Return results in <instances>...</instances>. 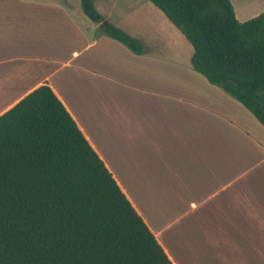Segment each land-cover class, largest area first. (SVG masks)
I'll return each mask as SVG.
<instances>
[{
    "label": "crops",
    "instance_id": "1",
    "mask_svg": "<svg viewBox=\"0 0 264 264\" xmlns=\"http://www.w3.org/2000/svg\"><path fill=\"white\" fill-rule=\"evenodd\" d=\"M100 2L116 20L93 0L103 26L141 54L80 0H0V116L48 85L172 264H264V199L251 192L262 143L229 119L231 95L154 60L172 29L164 14L147 7L128 20ZM230 2L242 23L264 13V0Z\"/></svg>",
    "mask_w": 264,
    "mask_h": 264
},
{
    "label": "trees",
    "instance_id": "2",
    "mask_svg": "<svg viewBox=\"0 0 264 264\" xmlns=\"http://www.w3.org/2000/svg\"><path fill=\"white\" fill-rule=\"evenodd\" d=\"M192 47V69L264 127V13L230 0H148ZM83 13L141 54L93 0ZM0 264H172L62 102L42 85L0 116Z\"/></svg>",
    "mask_w": 264,
    "mask_h": 264
},
{
    "label": "rangeland",
    "instance_id": "3",
    "mask_svg": "<svg viewBox=\"0 0 264 264\" xmlns=\"http://www.w3.org/2000/svg\"><path fill=\"white\" fill-rule=\"evenodd\" d=\"M97 7L103 15H107L110 17L108 19L109 23L114 24L115 19L111 15L112 11L110 9V5L104 6L101 4L100 0H95ZM111 3H116L117 10L113 11V13L116 15L121 16L122 18L130 19L131 12H135L136 14L141 12L142 10H146L147 7L156 10L160 14L163 15L161 11H159L152 3H150L148 0H110ZM134 16V14H132ZM167 20V19H166ZM171 24V23H170ZM171 26V32L162 34L163 38L161 41L163 43V49L158 51L162 52L163 55L159 56V58H155L154 60L157 62H165V64L168 63L167 60H170L171 62L179 61V63L182 64L183 72H187V74L191 77L187 78V82L189 81H202L207 82L205 78H203L200 74L195 72L190 64V57L193 52L191 45L189 42L185 39V37L180 33V31L173 26ZM126 48V47H125ZM165 61H162V60ZM181 61V62H180ZM157 66V65H156ZM172 69L178 68L174 63L171 64ZM185 72V74H186ZM153 76L157 79L159 77L162 78V73H156L153 74ZM170 80L173 82L175 79H177L178 75L172 72ZM218 88V87H217ZM188 92H191L188 90ZM232 104L234 105L233 109H236V111H227L229 119L230 120H236L241 123V125H244V127L250 132L252 139L255 140L257 143H262L264 147V127H262L256 119L246 110L244 107L233 97H230ZM231 104V103H229ZM251 178H252V194L256 196H260L264 199V162L258 165L256 168H254L251 172ZM247 258V256H245ZM256 261L251 260L250 264H258L255 263ZM246 264L248 263V260H245Z\"/></svg>",
    "mask_w": 264,
    "mask_h": 264
}]
</instances>
